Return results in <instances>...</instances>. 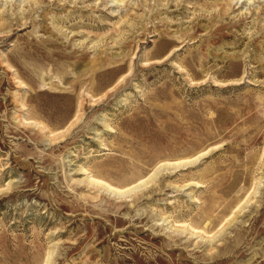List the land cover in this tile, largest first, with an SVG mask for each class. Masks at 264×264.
I'll return each mask as SVG.
<instances>
[{
    "label": "rangeland",
    "instance_id": "rangeland-1",
    "mask_svg": "<svg viewBox=\"0 0 264 264\" xmlns=\"http://www.w3.org/2000/svg\"><path fill=\"white\" fill-rule=\"evenodd\" d=\"M46 261L264 264V0H0V264Z\"/></svg>",
    "mask_w": 264,
    "mask_h": 264
},
{
    "label": "bare ground",
    "instance_id": "bare-ground-1",
    "mask_svg": "<svg viewBox=\"0 0 264 264\" xmlns=\"http://www.w3.org/2000/svg\"><path fill=\"white\" fill-rule=\"evenodd\" d=\"M115 1V0H114ZM117 2H121L123 0H116ZM192 163L191 161H184V160H181V161H175V162H171V163H165V164H162L157 170L156 172L154 173V175L158 172H162L164 170H167L168 168L172 167L173 169H178V168H185L188 164ZM169 165V167H168ZM169 170V169H168ZM168 172V171H167ZM147 179V178H146ZM92 182L94 183H99L103 186V188L106 190V191H110L111 194L113 193V195L115 196H118V197H123V196H126L127 193H129L130 191H133L136 189V188H139L140 186L146 184L148 182V179L147 181L143 180L141 182H139L138 184H135L134 186L130 187V188H125V189H119V188H116V187H112L110 186L109 184H107L106 182H103L102 180L99 181V180H96L94 178H91L90 179ZM138 191V190H137ZM132 192V193H133ZM196 230V229H195ZM194 229L192 230L191 233L194 234ZM197 232V231H196ZM50 253L48 254V258L50 257ZM45 264H48V261L45 262Z\"/></svg>",
    "mask_w": 264,
    "mask_h": 264
}]
</instances>
